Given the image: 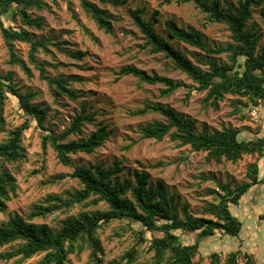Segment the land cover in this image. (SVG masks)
Masks as SVG:
<instances>
[{"label": "trees", "instance_id": "trees-1", "mask_svg": "<svg viewBox=\"0 0 264 264\" xmlns=\"http://www.w3.org/2000/svg\"><path fill=\"white\" fill-rule=\"evenodd\" d=\"M101 3L118 5L124 0H99ZM177 4L192 3L205 14L206 23L224 24L230 31V41L226 44H211L203 32L193 25H179L174 17H167L164 28L167 37L156 29L160 11L155 9L149 17L146 6H138L131 11L134 23L143 34L145 46L153 53H163L173 62V68L181 70L196 85H188L156 72H148L135 65L122 66L118 76L133 75L142 82L161 83L164 88L161 95L169 96L179 88L186 89V97L194 90L206 91L205 101L218 109L226 94L248 96L255 104L264 99V42L260 44L261 33L248 26L255 8L261 7L264 0H167ZM82 8L90 14L98 27L107 33L113 32L114 15L99 6L94 0H80ZM46 0H0V30L9 52V61L17 64L29 76L33 72L27 62L21 58L15 47L16 41L29 45V60L36 61L39 50L48 51L50 41L35 38L25 28L5 25L4 18L20 17L23 24L41 27L43 18L33 16L29 9L49 8ZM264 22V9H261ZM172 40L186 43L203 52L201 58L206 64L203 68L195 64ZM225 54L228 62L220 63L218 56ZM81 54H79V57ZM40 77L47 79L55 98L68 96L78 98L79 94L69 86L63 77L50 78L41 67ZM19 99L24 111V121L12 128H7L4 115L9 94ZM32 93H20L12 84L11 74L0 72V214L8 208V203L17 195L19 188L17 174L22 171V164L28 158L23 145L25 131L32 125L39 130L42 152L39 172L46 168L47 148L56 152L59 162L70 164L72 155L84 152L93 153L111 136V129L105 122H100L86 138L67 139L80 134L85 122H93L94 116L83 110L72 120L70 126L61 134L45 125L47 109L32 103ZM247 105V103H243ZM235 106H238L235 104ZM135 115L159 113L166 120H153L141 126L142 136L162 140L169 135L179 145H189L193 151H206V160L221 163L224 160L237 162L244 154H262L264 135L257 138L243 139L240 130L233 127L215 129L211 132L198 131L195 120L182 117L174 108L159 102L146 100L144 106L132 112ZM122 167L116 162L105 169L101 164L77 166L70 173H58L47 183L60 182L64 178H76L80 187L68 190L64 194H48L45 199L33 203L27 215H15L0 222V248L8 244L9 250L0 252V261L7 262L15 258L16 264H24L36 255L42 257L30 264H68L70 253L77 256L88 251L90 264H135L145 256L143 244L148 240L145 231L161 232L147 247L152 256L139 264H193V258L200 250V241L218 233L237 236L243 223L234 213L246 193L255 185L264 183V175H259L257 162L248 166L247 177L250 179L234 188L229 183L220 185L223 192L210 188L207 193L215 200L206 203L205 215L195 216L188 210V205L179 206L169 194L163 179L150 182V174L136 171L134 179L117 178ZM101 202L107 204L104 209H88ZM79 208L78 212H74ZM41 219V222L35 221ZM114 221H121L115 230L116 235L131 233L132 244L118 257L106 261L100 230ZM139 223L140 228L133 224ZM195 233L192 242L183 241L180 233ZM212 264H217L219 257L212 253ZM227 264H238V251H230ZM245 264H255L249 255ZM263 264V263H262Z\"/></svg>", "mask_w": 264, "mask_h": 264}, {"label": "rangeland", "instance_id": "rangeland-1", "mask_svg": "<svg viewBox=\"0 0 264 264\" xmlns=\"http://www.w3.org/2000/svg\"><path fill=\"white\" fill-rule=\"evenodd\" d=\"M49 8L29 9L33 16H41V27L25 25L20 17L4 18L5 25H13L28 29L35 38L50 41L48 51L39 50L36 61L29 60V45L16 41L18 55L23 58L33 72L29 77L17 64L9 61V52L0 30V72L12 75V84L22 94L32 93V103H37L47 109L45 125L50 126L57 134L67 129L72 120L85 107L94 116L93 122H85L80 134L71 135L67 139L86 138L94 131L100 122H105L111 129V136L93 153L79 152L72 155L71 163L59 162L52 147L47 148L46 168L39 172L41 165V136L33 125L25 131L23 145L28 158L22 164V171L17 174L19 188L17 195L8 203V208L0 214V222L8 218L29 213L33 203L45 199L48 194H64L68 190L79 188L76 178H64L60 182L47 183L58 173H70L77 166L101 164L105 169L111 168L116 162L122 167L117 178L134 179L136 171H146L150 174V182L161 178L167 190L175 201L182 206L188 205V210L195 216L205 215L203 209L207 202L215 200L214 195L207 193L210 188L223 192L220 185L229 183L231 188L247 182L248 166L257 162L259 175H264V151L262 154H244L237 162L224 160L221 163L206 160V151H193L189 145H179L178 141L166 135L162 140L145 138L141 126L153 120H166L159 113L135 115L132 112L142 108L146 100L159 101L174 108L182 117L195 120L198 131L211 132L215 129L233 127L240 130L243 139L257 138L264 135V99L255 104L248 96L226 94L220 101L218 109H214L205 101L206 91L194 90L185 99L186 89L179 88L169 96L161 95L164 85L142 82L138 77L129 75L118 76L122 66L135 65L148 72H156L174 80L183 81L188 85H196L187 74L173 68V62L163 53H153L145 46L143 34L133 21L131 11L138 6H146L149 17L153 10L158 9V32L167 37L164 21L174 17L179 25H193L201 30L211 44H226L230 41V31L224 24L206 23L205 14L192 3L177 4L167 0H124L123 3H101L94 0L115 17L113 32L107 33L100 29L95 20L81 6L80 0H46ZM222 2L224 0H221ZM235 1V0H228ZM261 7L255 8L248 26L261 33L260 44L264 42V22ZM195 64L206 68L199 49L183 42L172 40ZM79 54L81 56L79 57ZM220 63L228 62L225 54L218 56ZM41 67L50 78L63 77L69 86L78 94V98L60 96L55 98L47 79L41 78ZM243 103H247L244 105ZM237 104L238 106H235ZM257 114L254 115L253 111ZM4 115L7 128L21 124L24 111L19 99L13 93L5 105ZM6 132L0 135V139ZM107 204L101 202L98 206L88 209H104ZM234 213L242 221V231L237 236L218 233L215 236L200 241L199 253L193 258V264H212V253H217V264H227L230 251H238V264H245L247 255L255 264H264V183L253 186L237 206L232 207ZM76 208L74 212H78ZM41 222V219H35ZM121 221H114L100 230L104 245V258L110 261L118 257L131 244L132 237L128 231L122 235L114 232ZM140 228L139 223L133 224ZM180 233L183 241L192 242L195 233ZM148 240L142 248L146 252L135 264L149 259L153 252L147 247L161 232L145 231ZM12 248L8 244L1 251ZM42 257L36 255L24 264H30ZM0 264H16L15 258ZM68 264H90L88 251L80 256L70 253Z\"/></svg>", "mask_w": 264, "mask_h": 264}, {"label": "built area", "instance_id": "built-area-1", "mask_svg": "<svg viewBox=\"0 0 264 264\" xmlns=\"http://www.w3.org/2000/svg\"><path fill=\"white\" fill-rule=\"evenodd\" d=\"M253 114H254V115H256V114H257V111H256V110H254V111H253Z\"/></svg>", "mask_w": 264, "mask_h": 264}]
</instances>
